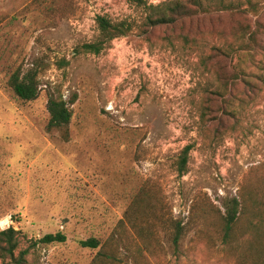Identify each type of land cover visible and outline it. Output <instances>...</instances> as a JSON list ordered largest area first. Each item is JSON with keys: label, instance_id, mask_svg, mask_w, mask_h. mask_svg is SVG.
<instances>
[{"label": "rangeland", "instance_id": "rangeland-1", "mask_svg": "<svg viewBox=\"0 0 264 264\" xmlns=\"http://www.w3.org/2000/svg\"><path fill=\"white\" fill-rule=\"evenodd\" d=\"M218 2L203 5L211 20L148 29L129 0H0V231L19 233L26 264H264V32L251 50L234 42ZM97 17L132 29L80 54L99 39ZM219 65L240 76L234 91ZM32 68L39 95L23 102L9 80ZM75 95L64 141L47 131L48 99ZM249 182L257 205L225 237L222 206ZM58 232L65 243L37 244Z\"/></svg>", "mask_w": 264, "mask_h": 264}, {"label": "trees", "instance_id": "trees-1", "mask_svg": "<svg viewBox=\"0 0 264 264\" xmlns=\"http://www.w3.org/2000/svg\"><path fill=\"white\" fill-rule=\"evenodd\" d=\"M129 1L134 6L143 9L145 8L148 11L144 22L145 27L148 29L156 26H175L187 19H195L201 14H204L210 20L214 17L210 12H205L208 11V9L205 10L203 8L206 0H175L157 7H147L145 0ZM218 3L220 8L218 9V16H216L217 21L224 19L226 27L231 31L232 40L234 42H242L246 44L249 50L256 48L258 46V31L261 30L264 32V25L260 23L258 18L260 11L258 3H264V0H258L256 3L248 0L246 10L235 6L232 3L226 4L225 0H219ZM248 12L256 17V20L251 22V20L247 18ZM96 24L99 39L93 44H84L80 46L77 50L78 53L99 55L114 39L128 36L132 29L131 24L127 22L113 23L106 17H97ZM227 46L231 47V45L228 44ZM63 65L64 64H62V66ZM221 68V65H219V71L216 72L221 84V89L223 92L234 91L235 82L240 76L235 72L225 73L223 70H220ZM245 81V83H249L246 79ZM39 85V70L35 68L27 71H16L12 74L9 80V87L12 92L23 102H31L37 99L39 95ZM249 90H251V87L247 86L246 91L248 92ZM75 100L76 95L73 96V100H70V102L64 101L61 96H50L48 99L47 109L49 120L47 131L49 133H56L64 141H68L69 139V125L72 117L70 106ZM187 152L188 149L185 150L184 156L187 155ZM185 165L186 158L184 157L182 159V167L185 168ZM180 173L181 175L184 174L185 169L180 170ZM256 184L257 182H249L247 184V189L240 191L237 198L229 200L222 206L224 214L222 216L220 215L218 219L222 224L225 237H228L232 233L234 225L240 220V217L244 214L247 207L249 208L251 205H257L254 203L255 188L256 186L259 187ZM217 212L220 214L219 210H217ZM18 235L19 233L14 230L13 227L0 231V260L3 264H26L25 257L28 254L27 249L20 251L19 254L16 255L19 246ZM184 235V226H181L180 223L174 224L173 242L175 245H178L181 242ZM140 238L144 240L143 235H140ZM65 241V235L58 232L45 235L37 241V244H63ZM80 245L83 248L89 249H97L100 247L99 241L95 239H88L87 241L80 242Z\"/></svg>", "mask_w": 264, "mask_h": 264}]
</instances>
